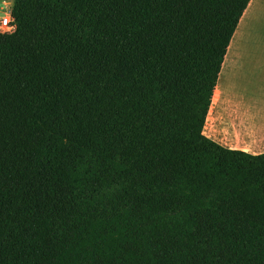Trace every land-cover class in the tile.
Instances as JSON below:
<instances>
[{"label":"trees","instance_id":"trees-1","mask_svg":"<svg viewBox=\"0 0 264 264\" xmlns=\"http://www.w3.org/2000/svg\"><path fill=\"white\" fill-rule=\"evenodd\" d=\"M249 1L13 0L0 264H264V152L203 134Z\"/></svg>","mask_w":264,"mask_h":264},{"label":"crops","instance_id":"crops-1","mask_svg":"<svg viewBox=\"0 0 264 264\" xmlns=\"http://www.w3.org/2000/svg\"><path fill=\"white\" fill-rule=\"evenodd\" d=\"M259 14L262 25L264 26V0H250L231 37L228 45L229 48L227 47L228 51L226 50L227 54L225 53L220 70V77L218 75L219 79H217L215 89L219 86L221 72L224 70L225 66H227L229 62H233V64L236 65L240 63L241 56L235 53V43L244 27L247 26L248 29V26L250 27L251 22ZM250 43L251 38L249 36L247 37V50L249 49ZM256 59L255 56L254 60ZM225 60L226 62L224 64ZM235 106L236 103L230 100L228 92L225 90L221 92L220 99L218 103L215 104L213 110L211 109L212 103L210 105L203 128V134L217 144L228 149L240 150L253 155L263 153L264 115L257 119L238 118Z\"/></svg>","mask_w":264,"mask_h":264},{"label":"rangeland","instance_id":"rangeland-1","mask_svg":"<svg viewBox=\"0 0 264 264\" xmlns=\"http://www.w3.org/2000/svg\"><path fill=\"white\" fill-rule=\"evenodd\" d=\"M12 2L13 0H0V7L9 10ZM249 36L251 47L249 46L247 50L246 44ZM234 48L235 53L241 56V60L237 65L229 62L221 72L222 83L225 81L223 89L228 92L230 100L236 103L238 118H260L264 115V26L260 14L251 22L248 29L247 26L244 27ZM255 56L256 60H254ZM225 62L226 60L224 64ZM217 96L218 87L215 94L216 100H212V110L220 99Z\"/></svg>","mask_w":264,"mask_h":264},{"label":"built area","instance_id":"built-area-1","mask_svg":"<svg viewBox=\"0 0 264 264\" xmlns=\"http://www.w3.org/2000/svg\"><path fill=\"white\" fill-rule=\"evenodd\" d=\"M14 29L15 24L10 9L0 7V33H11Z\"/></svg>","mask_w":264,"mask_h":264},{"label":"bare ground","instance_id":"bare-ground-1","mask_svg":"<svg viewBox=\"0 0 264 264\" xmlns=\"http://www.w3.org/2000/svg\"><path fill=\"white\" fill-rule=\"evenodd\" d=\"M225 67H226V66H225ZM222 79H223V77H221V79H220V83L218 84L219 86H218V96H217V97H219V98H220V94H221V92L224 90V89H223V85H224L223 83H224L225 81L222 83ZM221 83H222V84H221ZM215 100H216V98H215Z\"/></svg>","mask_w":264,"mask_h":264}]
</instances>
